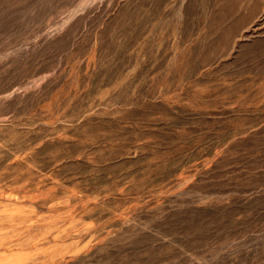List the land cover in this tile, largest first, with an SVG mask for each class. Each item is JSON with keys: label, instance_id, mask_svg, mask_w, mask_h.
Returning a JSON list of instances; mask_svg holds the SVG:
<instances>
[{"label": "rangeland", "instance_id": "rangeland-1", "mask_svg": "<svg viewBox=\"0 0 264 264\" xmlns=\"http://www.w3.org/2000/svg\"><path fill=\"white\" fill-rule=\"evenodd\" d=\"M0 264H264V0H0Z\"/></svg>", "mask_w": 264, "mask_h": 264}]
</instances>
